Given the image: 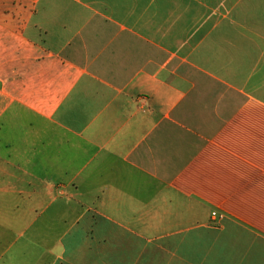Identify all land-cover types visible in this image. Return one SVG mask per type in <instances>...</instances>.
Returning a JSON list of instances; mask_svg holds the SVG:
<instances>
[{
	"label": "crops",
	"instance_id": "crops-1",
	"mask_svg": "<svg viewBox=\"0 0 264 264\" xmlns=\"http://www.w3.org/2000/svg\"><path fill=\"white\" fill-rule=\"evenodd\" d=\"M0 264H264V0H0Z\"/></svg>",
	"mask_w": 264,
	"mask_h": 264
}]
</instances>
